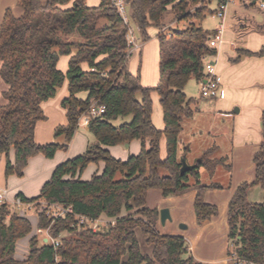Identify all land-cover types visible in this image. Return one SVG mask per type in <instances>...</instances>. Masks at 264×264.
I'll use <instances>...</instances> for the list:
<instances>
[{"label":"trees","instance_id":"1","mask_svg":"<svg viewBox=\"0 0 264 264\" xmlns=\"http://www.w3.org/2000/svg\"><path fill=\"white\" fill-rule=\"evenodd\" d=\"M111 1L100 0L97 6L88 7L86 0H17L20 17L5 11L0 24V80L6 86L0 94L4 101L0 106V155L6 157V178H21L28 160L36 155L52 159L57 151L65 150L79 118L93 105L105 110L87 126L94 144L56 166L36 198L17 195L24 202L71 207L72 214L56 220L36 208L37 229H48L59 245L54 247L36 234L29 240L27 257L15 259L16 243L31 234L32 226L27 218L0 206V264H203L192 257L183 237L158 233L159 214L146 206V196L157 190L167 199L195 190L197 224L218 215L217 207L207 204L204 196L221 187L201 185L198 171L204 167L210 176L214 174L221 162L211 159L216 148L205 151L195 168L183 175L178 154L182 123L196 110L184 88L191 78L198 83L204 80L205 59L216 55L208 44L213 34L202 27L216 9L212 11V3L206 0H122L129 26L137 29L142 42L150 39L148 29L158 31V84L143 88L139 73L128 70L132 57L129 26ZM257 11L264 16V11ZM172 23L177 27L167 36L162 31ZM251 25L253 31L264 34V22ZM237 53L230 63H238L241 57H264V46L256 53L241 49ZM62 57H68L66 73L58 68ZM65 82L68 96L61 107L66 125L53 133L55 139L63 137L64 143L39 145L34 141L35 127L47 120L41 105L55 98ZM80 93L86 98L77 97ZM152 93L157 94L162 109L161 131L151 119ZM125 118L130 119L114 125ZM261 124L262 140L253 156L254 179L236 188L227 207V257L232 264H264V197L261 203L248 200L252 188L264 193V112ZM162 138L164 159L160 158ZM132 141H140L141 149L126 161L114 159L105 149ZM99 163L104 165L100 175L81 180L88 165ZM76 216L90 220L104 216L114 224L97 232L79 229ZM137 231L152 247L151 256L141 253Z\"/></svg>","mask_w":264,"mask_h":264},{"label":"crops","instance_id":"2","mask_svg":"<svg viewBox=\"0 0 264 264\" xmlns=\"http://www.w3.org/2000/svg\"><path fill=\"white\" fill-rule=\"evenodd\" d=\"M16 1L17 0H0V24L7 9H10L15 17H20L22 15V11L16 5ZM99 2L100 0H97L96 4L88 5L86 0V6L95 7ZM230 8H232V12L230 20L225 22L222 43L215 48L216 55L207 59L208 62L214 64L215 72L222 80L218 97L216 99H210L212 102L207 103L213 107L212 113H215L217 116L215 120H221L224 124L226 122V124L232 126L228 156L222 157V155L220 156L218 154L222 141L217 140V136L212 145H210L209 138L203 139L202 142L199 140L200 147L196 153H194L193 147L196 146L199 141L193 142L194 144L192 147V140L188 141L187 138L184 137L186 132L185 120L182 123V131L179 136L178 154L179 159L184 158L189 166H196V164H198V161H196L197 158L201 157L205 151L216 148L214 153V157L216 156V158L214 159L218 161L220 159L221 161L218 166H244V169L239 170L236 177L233 171L232 186L228 193L224 192L222 189L208 190L205 193L204 201L207 204L216 206L218 208V215L201 224H197L193 210V203L196 197L195 190H190L180 196L167 199H163L159 191L151 193L150 190L146 196V204L149 200L152 201L150 206L146 205L148 208L157 209L158 214L162 209H168L169 211L171 220L166 221L164 225L160 224L158 218L156 225L158 233L161 235L183 237L188 244L192 257L203 264H227L229 262L227 257V207L236 188L242 183H251L253 181L255 166L253 156L258 151L262 140L261 120L264 112V57H241L240 61L235 64L230 63V61L238 55L237 50H239L241 44L243 46L241 50L252 53L258 52L261 47L264 46V34L256 33L253 31L252 25L243 23L245 20H248L246 19V15L241 13L244 12L242 9H245L243 6L236 5ZM227 14L228 13H226V16ZM212 18L214 17L212 16ZM255 19L257 21L253 23L264 22V16L261 14ZM217 25L218 20L216 19L215 25L210 31L212 34H214ZM132 29L136 41V47L132 51V56L137 54V59L141 64L139 73L140 84L143 87H154L159 79L158 31L153 28L148 29L147 34L150 39L147 42H141L139 41L140 37L137 29L134 26ZM67 63L68 57H62L58 63V68L63 73L67 71ZM147 63L150 64L152 68L150 71H148ZM82 69L86 70V65H82ZM131 73L134 74L133 71ZM195 82L199 90V83L196 80ZM3 89L4 88H2V90ZM67 96V82H65L55 98L41 105L47 120L36 124L34 141L37 144H50L53 141L54 130L59 126L66 125V112L61 107V101ZM77 97L85 99L86 94L80 93ZM151 99L152 123L157 130L161 131L164 128V123L159 98L156 93H152ZM195 111L197 113L198 110L196 109ZM84 128L88 131L87 126H80L77 128L76 135L68 147L69 153L61 154L57 151L52 159H46L43 155H36L30 158L21 178L16 176L5 177L6 157L0 155V188L9 190V196L11 198L17 195H21L26 199H32L38 196L42 186L50 179L56 166L83 154L88 146L95 143V139L89 131L84 134L78 132ZM191 131L192 130H188L187 135H191L193 139L195 138V134H192ZM122 148L127 149V151L123 152ZM105 149L116 159L123 160L124 158L128 159L130 155H138L141 149V142L133 141L130 144H126L125 147L121 145L106 147ZM184 152L185 156H183ZM165 156V140L162 138L160 140V158L164 159ZM8 157L12 162L14 159L13 151H10ZM103 168V163L88 165L81 175V180L87 181L91 179L93 175H100ZM255 189L257 188H252L248 193V200L251 203H254V201H250V196L254 194ZM218 196L221 197V201H219ZM263 197L264 193L262 194L261 200H263ZM20 216L27 218L31 223L32 229L34 227L35 230V234H30L16 243L14 257L19 256L18 243L26 239L25 243L21 242L22 244H20V256L26 258L29 251V240L37 234L38 217L35 214L30 217L25 215ZM100 219L102 221L108 220L104 216H101ZM181 225L185 227L180 228ZM43 241H45L44 238ZM141 253L143 254L142 251ZM151 254L152 247H148L146 248V253L143 255L151 256Z\"/></svg>","mask_w":264,"mask_h":264},{"label":"rangeland","instance_id":"3","mask_svg":"<svg viewBox=\"0 0 264 264\" xmlns=\"http://www.w3.org/2000/svg\"><path fill=\"white\" fill-rule=\"evenodd\" d=\"M96 3H97V0H87V4L88 5H94ZM16 5H17V1H16ZM210 9L212 11L215 10L214 4L210 5ZM228 9H227V11H228ZM242 10H244V12H241V13L245 14L246 15V19H248L247 20L248 22L246 20L243 22L246 25H251V24H253V22H256L257 20L255 18L258 15H260L256 8L242 9ZM231 12H232V8H230V10L228 12H226L228 14H227V16H225L224 22H227L228 20H230ZM215 21H216L215 18H212L211 15H208V16H206L205 20L202 22V27L204 29L208 30V31H211L213 29L214 25H215ZM131 26H132V24H131ZM176 27H177V25H175V23L167 25L165 27V29L163 30L165 32L164 34L170 33V29H173V28H176ZM139 41H141L140 38H139ZM239 49H243L242 44L240 45ZM137 58H138L137 54L133 55L131 60H130V62H129V64H128V70L130 72V69H131V72L133 71V73H134L133 75H135L137 73H140V65L141 64L139 63V60ZM147 67H148V71H150L152 69L150 64H148V63H147ZM157 84H158V81H157V83H156V85L154 87H143L142 85L141 86L143 88H155L157 86ZM2 88H4L3 90H5L6 86L0 80V94H1V92H3ZM60 90H59V92H60ZM184 94H185L187 99L195 101V103H196L195 109L198 110L197 113L195 111V113H196V114L194 113L195 115H193L191 118L186 119L184 121L185 122L184 123L185 124V128H186V132H185L184 137H186L188 141L192 140L191 145L193 147V144L196 141L201 140V142H202V140L205 139V138H209L210 145H212L214 139H216V136H217L218 137L217 140L222 141L221 148H220V151L218 152V154L220 156L222 155V157H227L228 156V150H229V147H230V141H231L230 134H231V131H232V126L230 124H226V122L224 124L221 120L220 121L215 120L217 116H216L215 113L214 114L212 113L213 107L210 106L207 103V102L211 103L212 101L210 99L205 100L206 98L205 99L201 98L199 90H198V87H197L196 82H195V79L191 78L188 81L187 85L184 88ZM137 98L140 99V96L138 95ZM3 104H4V101L0 97V106L3 105ZM129 119L130 118H125L124 120L119 119L118 121L114 122V125L118 126V125H120L122 123V121L123 122L124 121L128 122ZM188 130H192L191 133L195 134V138L192 139L191 135L190 136L187 135L188 134ZM76 132H75L74 136L76 135ZM78 132L80 134H82V133L84 134V133H87L88 131L85 130V128H84V129L79 130ZM74 136H73L72 140L74 139ZM91 138L93 139L92 136H91ZM72 140L70 141V143L72 142ZM51 143L63 144L64 143V138L63 137H59V138L55 139L53 137V141ZM69 144L67 145V148L65 150H59L58 152H60L61 154L69 153V148H68ZM125 145L126 144H123L122 146L125 147ZM117 146H121V145H117ZM199 147H200V141L198 142V144L196 146L193 147V152L196 153V151L198 150ZM122 150H123V152L127 151V149H125V148L124 149L122 148ZM110 155L112 156V154H110ZM130 156H132V155H130ZM113 158L116 159L115 157H113ZM200 158L201 157L197 158L196 161H199ZM214 158H216V156L214 157V155H213L211 159L212 160H217V159H214ZM116 160H118V161H126L127 158L126 159L124 158L123 160H120V159H116ZM219 161H220V159H219ZM242 169H244V166H217L216 169H215L214 174L212 176H210L208 171L204 167H200L199 170H198L199 174H200V183H201V185H205V186H210V185L216 184V185L222 187L221 189L224 190V192L228 193L230 191V187L232 186L231 182L233 180V177H232L233 171L235 172V177H236L237 172L239 170H242ZM117 178H119V176H117ZM210 190L212 191V190H218V189H210ZM150 192L151 193L152 192L156 193L158 191L157 190H151ZM262 194H263V191L261 189H259V188L255 189L254 190V194L252 196H250V201H254V203H261ZM151 199H152V196H151ZM218 199H219V201H221L220 200L221 197L218 196ZM151 203H152V201L149 200V202L146 205L150 206ZM10 213H16V212L14 210H10ZM33 214L34 213L32 212V213L25 214V216H29L30 217ZM31 234L32 235L35 234L34 227L32 229V233ZM136 235H137V239H138L139 245L141 247V251L143 252V254H145L146 253V248L151 247V246H148L146 244L145 236L142 235V233L140 231H137ZM24 240H22V241H20L18 243L19 244L18 245L19 246L18 247L19 248L18 249L19 256L15 257V258L20 259V260L25 259V257L20 256L21 255L20 254V244H22L21 242L25 243L26 239H24ZM227 264H232V262H228Z\"/></svg>","mask_w":264,"mask_h":264},{"label":"built area","instance_id":"4","mask_svg":"<svg viewBox=\"0 0 264 264\" xmlns=\"http://www.w3.org/2000/svg\"><path fill=\"white\" fill-rule=\"evenodd\" d=\"M215 5V13L213 15L214 18L218 20L217 28L213 36L208 40V44L210 48H217L219 44L222 43V34L225 26V16L227 9L230 6H251L260 11H264V0H206ZM112 6L116 8L119 15L121 16L124 24L129 26L128 14L125 8V3L122 0H112ZM127 34L128 44L131 46V52L136 47V41L134 38V32L132 27L129 26ZM164 32V31H162ZM165 33V32H164ZM170 36V33L166 34ZM212 58V57H211ZM205 59V78L204 80L199 82V93L201 98L206 99H216L219 94L220 86H221V77L215 72L214 64L208 62ZM104 106H95L93 105L87 114L82 115L77 124V128L80 126H88L89 122L101 114L104 113ZM0 206H6L9 210H14L16 213L20 215H25L28 213H36V208H40L44 210L45 217L48 219L56 220L58 218H62L66 215L72 214L71 207H62L58 205H48L43 201L37 202H24L21 197L15 196L11 198L9 196V190L0 188ZM76 227L77 228H85L91 229L94 232L102 231L105 227L114 224V220H105L102 221L100 218L96 220H90L86 217L76 216L75 217ZM37 235L46 240V242L50 241L54 247L59 245L58 241L53 240L49 236L48 229L40 230L37 229Z\"/></svg>","mask_w":264,"mask_h":264},{"label":"water","instance_id":"5","mask_svg":"<svg viewBox=\"0 0 264 264\" xmlns=\"http://www.w3.org/2000/svg\"><path fill=\"white\" fill-rule=\"evenodd\" d=\"M181 168H180V175L185 174L195 168V165L189 166L184 158H180ZM200 161H198L199 163ZM170 215L168 209H162L159 211V221L161 225H164L166 221H170ZM185 226L181 225L180 228H184ZM46 242V240L44 241Z\"/></svg>","mask_w":264,"mask_h":264}]
</instances>
